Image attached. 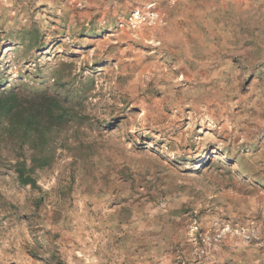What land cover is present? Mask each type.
Returning a JSON list of instances; mask_svg holds the SVG:
<instances>
[{"label": "rangeland", "instance_id": "obj_1", "mask_svg": "<svg viewBox=\"0 0 264 264\" xmlns=\"http://www.w3.org/2000/svg\"><path fill=\"white\" fill-rule=\"evenodd\" d=\"M0 264H264V0H0Z\"/></svg>", "mask_w": 264, "mask_h": 264}]
</instances>
